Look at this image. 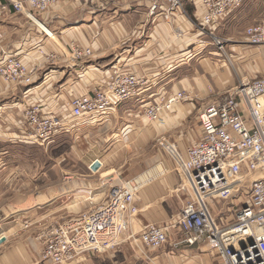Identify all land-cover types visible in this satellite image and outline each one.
I'll use <instances>...</instances> for the list:
<instances>
[{"label": "crops", "instance_id": "crops-1", "mask_svg": "<svg viewBox=\"0 0 264 264\" xmlns=\"http://www.w3.org/2000/svg\"><path fill=\"white\" fill-rule=\"evenodd\" d=\"M148 6V1H68L37 16L36 22L51 35L22 12L11 9L0 17V55L18 51L30 60L37 52L26 55L38 44L62 54L71 41L94 50L85 75L62 59L40 71L29 88L0 91V264H47L41 259L42 233L101 205L112 187L131 178L143 186L135 199L138 213L127 217L120 243L84 254L71 264H217L203 245L181 242L184 235L177 231L159 249L129 236L147 223H166L186 200L185 191L178 190L174 163L159 141L174 143L184 152L201 138V107L241 81L264 77V46L249 45L243 31V24L247 27L260 17L243 3L222 20L216 31L232 43L228 56L221 57L213 46H193L197 33L188 17L182 18L177 32L161 16H150ZM185 8L187 15L194 11L191 3ZM114 61L147 76L144 98L181 89L188 98L164 113L162 123L149 121L134 99L126 100L106 120L79 129L87 149L94 151L91 157L78 163L70 160L63 169L60 166L62 171H57V161L47 171H34L40 151L52 150L60 135L44 146L26 142L18 113L35 99L49 109L61 108L74 89L92 90L99 84L102 70ZM95 159L100 167L92 170Z\"/></svg>", "mask_w": 264, "mask_h": 264}, {"label": "built area", "instance_id": "built-area-1", "mask_svg": "<svg viewBox=\"0 0 264 264\" xmlns=\"http://www.w3.org/2000/svg\"><path fill=\"white\" fill-rule=\"evenodd\" d=\"M68 1L73 0H0V17L13 9L37 23L38 15ZM128 1H148V14L161 16L177 32L182 18L188 17L197 33L193 46L198 49L213 46L219 55L225 53L226 40L216 34V29L245 2ZM186 3L193 5L191 15L186 13ZM244 34L252 47L264 46V19L247 26ZM35 51L37 54L30 60L18 51H2L0 91L19 86L29 88L40 71L62 59L85 75L87 61L94 56L93 47L78 41H71L62 54L38 44L26 56ZM100 80L92 90L72 93L55 110L37 99L27 102L17 116L23 126L22 139L44 146L57 134H71L82 126L97 125L130 99L142 107L149 121L162 123L164 113L188 98L184 89L144 98L149 85L147 76L121 61L106 66ZM198 120L201 138L184 152L174 143L159 141L174 163L173 170L180 178L178 190L185 191V202L166 223H147L129 237L148 248L159 249L177 231L184 235L181 242L203 245L217 264H264V77L244 80L228 88L218 99L200 108ZM142 186L138 178L126 180L121 186L112 187L101 205L50 226L41 237L42 261L71 264L84 254L117 246L127 217L138 213L135 199Z\"/></svg>", "mask_w": 264, "mask_h": 264}, {"label": "rangeland", "instance_id": "rangeland-1", "mask_svg": "<svg viewBox=\"0 0 264 264\" xmlns=\"http://www.w3.org/2000/svg\"><path fill=\"white\" fill-rule=\"evenodd\" d=\"M244 5L245 8L249 11V13L257 14L260 17L259 19L252 22L250 25L264 19V0H245ZM243 26H244L243 29L245 30L246 28L245 24H243ZM216 34L222 38H225L226 40L225 53L220 55L221 57H226L228 56L226 50L228 51V45L232 43V39L220 35L217 31ZM192 43L194 42L192 41ZM53 65L48 66L47 68L43 69V71L44 70L46 71L47 69L51 68ZM88 75H90V73H88ZM83 91L84 90H80L77 92H83ZM74 92H76L75 89ZM82 130H84V128H82ZM87 132L88 131H85V133ZM59 135L60 136L56 137V139L54 137L55 139L53 142L54 148L52 150L40 151L39 168L38 169L34 168L35 169L34 171H41V172L47 171L49 170L51 165L54 164L55 161H57L56 163H58V165L56 166L57 171H62L60 166L63 169L64 164L67 163L68 161L72 160L74 163H78L83 159H87L88 157H91L90 155L94 152L87 149V143L85 140L84 133L79 132V130L71 134L60 133Z\"/></svg>", "mask_w": 264, "mask_h": 264}, {"label": "water", "instance_id": "water-1", "mask_svg": "<svg viewBox=\"0 0 264 264\" xmlns=\"http://www.w3.org/2000/svg\"><path fill=\"white\" fill-rule=\"evenodd\" d=\"M99 167H100V161L98 159H95L90 165V169H92V170H97ZM2 241H3V239L1 238L0 242H2Z\"/></svg>", "mask_w": 264, "mask_h": 264}, {"label": "bare ground", "instance_id": "bare-ground-1", "mask_svg": "<svg viewBox=\"0 0 264 264\" xmlns=\"http://www.w3.org/2000/svg\"><path fill=\"white\" fill-rule=\"evenodd\" d=\"M41 27H43L42 25H41V23H38ZM44 28V27H43ZM44 30H45V28H44ZM47 30V29H46ZM45 30V31H46ZM49 35H51L49 32H48V30L46 31Z\"/></svg>", "mask_w": 264, "mask_h": 264}]
</instances>
